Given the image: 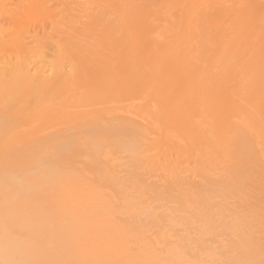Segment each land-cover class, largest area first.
I'll return each mask as SVG.
<instances>
[{
  "label": "rangeland",
  "instance_id": "374dc122",
  "mask_svg": "<svg viewBox=\"0 0 264 264\" xmlns=\"http://www.w3.org/2000/svg\"><path fill=\"white\" fill-rule=\"evenodd\" d=\"M125 138L154 193L229 186L264 264V0H0V264H100L102 231L76 219L117 203L95 168Z\"/></svg>",
  "mask_w": 264,
  "mask_h": 264
},
{
  "label": "bare ground",
  "instance_id": "6f19581e",
  "mask_svg": "<svg viewBox=\"0 0 264 264\" xmlns=\"http://www.w3.org/2000/svg\"><path fill=\"white\" fill-rule=\"evenodd\" d=\"M2 63L3 62H1V64ZM32 63L27 65L24 64L25 66L23 67L26 72L31 74L34 71V75H31V77H35V79L38 78L39 81L44 79L45 81H48L46 79L47 76H45L47 73L46 66L44 69L42 67L33 68V66L30 65ZM52 68L53 67L50 66V70ZM22 70L20 69L21 72ZM53 70L54 72L52 73L58 75L55 73L56 70ZM30 74L26 75L28 76ZM55 78H57V76ZM55 78L53 79L57 80ZM47 83L50 84V82ZM125 139L126 140L124 141L126 143L124 147L127 150V154H125L126 157L124 158L123 163L120 162L121 164H118L117 162L118 166L116 164L115 166L113 160L109 158L108 154L109 160L107 162H99L98 167L95 168L97 171L95 176L96 180L100 183L104 182L107 185H104L99 191H102V193L108 192V189H110V192L115 191L118 198L117 203L115 202V205L111 206L113 209H104L108 203H105L104 206L102 205L103 203H100L104 208L101 207L100 210L98 208V211L97 209L95 210V208H97L96 206H98L99 203L94 202V204L96 203V206L92 207L91 214L88 213L91 217L95 215V223L88 219V216L86 217L85 213L87 210L82 212L80 209L82 212L81 215L84 216L83 218L85 220L80 216L81 220H83L82 222L77 220L80 217L76 219V221L79 222L76 226L79 227L77 228L75 225L73 226V228L76 227L77 229L82 227L80 231L82 229L89 230L87 227L92 226V228H98V230L102 231V236L105 238L102 240L98 255L96 253L94 257L91 256L95 263L98 261L100 264H254V261L252 260V252L250 251V244L243 240L240 232L237 234V231L232 229L233 227L235 229L234 220L236 217V209L234 207L236 206L233 204L232 200L227 197L229 194L228 192L231 189L229 186L224 188L222 185L218 186L217 184H213L211 187L206 188L202 186L203 188H200L199 190L197 187L190 188L186 185L178 186L173 192L174 194L171 193L172 196L170 197L171 200H173L172 202L175 203V206L170 207L171 201L168 199L166 203L165 198L171 194H166L163 191L154 193L151 189L148 190L142 186L141 180L139 179V173H136V168L139 167L138 158L135 154L138 142L133 138ZM105 143L106 141H100L93 145L97 152L94 155L96 159L101 156L103 159V156L106 155L105 152L107 149L104 148L105 152H103V148H98ZM116 145L113 146L114 151L118 146ZM111 148L112 146L110 147V151L112 150ZM118 148L119 150L123 149L120 146H118ZM120 151L119 153L121 154ZM112 152L108 153L111 155ZM112 155L111 157L114 159V156ZM94 156H92V158ZM89 157H91V155ZM117 159L119 160L118 157H116V160ZM93 160L94 158L92 161ZM93 162H96V160ZM65 164H62L63 169ZM58 166L62 169L61 164H53L47 167V171L43 172L46 173L45 177L49 176L50 178L61 173L59 172L61 169ZM101 166L105 170L100 175L102 179H99L98 171ZM57 167L59 171L57 170ZM64 170V173H66V171L67 173L68 171H71V173L75 171ZM62 175L59 176L62 177ZM51 179H53V177ZM54 179L57 178L54 177ZM103 189L107 190L103 191ZM143 189L145 192H138V190ZM95 192L96 191H94V193ZM97 200L100 201V198ZM85 203L84 205H86ZM92 204L93 202L91 203V206ZM82 205L83 204H81V207H83ZM110 205L111 204L108 206ZM14 207H16V205ZM20 207L22 206H19V208ZM121 208L123 209L120 210ZM21 209L19 210L21 211ZM22 211H25L24 208ZM89 211H91V209ZM236 211L238 212V210ZM231 213L234 216L233 219ZM96 215L99 218L97 221ZM15 222L19 224L18 221L14 220L11 221V224L16 225ZM117 223H121V226L119 224L117 225ZM39 224L40 221L37 222V225ZM115 225L120 226L121 228L117 226L113 228ZM73 228H70L67 232L69 237L72 236V243L74 242L73 238L77 240L75 237L78 234H74L75 228ZM87 230H85V234H83L84 231L82 234L88 235L89 233ZM154 230L160 232L155 233ZM67 234L65 233L66 236ZM11 240L13 239L11 238ZM71 241H69L68 244L71 243ZM132 242H134V247ZM4 243L5 241H2V245ZM133 248L134 251H136L134 253L132 252ZM6 250L8 251L9 248ZM67 252L68 251H66V253ZM66 253L63 254L67 255ZM15 254L16 252H11L10 256ZM69 254L68 256L72 258L73 256Z\"/></svg>",
  "mask_w": 264,
  "mask_h": 264
}]
</instances>
